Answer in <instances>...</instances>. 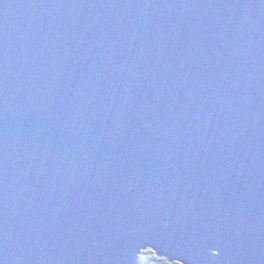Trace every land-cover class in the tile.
Listing matches in <instances>:
<instances>
[{
  "label": "water",
  "instance_id": "95a60500",
  "mask_svg": "<svg viewBox=\"0 0 264 264\" xmlns=\"http://www.w3.org/2000/svg\"><path fill=\"white\" fill-rule=\"evenodd\" d=\"M143 251L264 264V0H0V264Z\"/></svg>",
  "mask_w": 264,
  "mask_h": 264
},
{
  "label": "trees",
  "instance_id": "16d2710c",
  "mask_svg": "<svg viewBox=\"0 0 264 264\" xmlns=\"http://www.w3.org/2000/svg\"><path fill=\"white\" fill-rule=\"evenodd\" d=\"M142 257H152V258H145V260L149 261L150 264H160L161 261L167 260L156 256V254L153 253L152 251H148L147 253H145V255H142L141 258ZM170 264H179V263H170Z\"/></svg>",
  "mask_w": 264,
  "mask_h": 264
},
{
  "label": "snow or ice",
  "instance_id": "6c2138e0",
  "mask_svg": "<svg viewBox=\"0 0 264 264\" xmlns=\"http://www.w3.org/2000/svg\"><path fill=\"white\" fill-rule=\"evenodd\" d=\"M215 254H216L217 256H219V255L221 254L219 248L216 249ZM143 258H152V257H142V259H143ZM160 264H170V262L167 261V260H163V261L160 262Z\"/></svg>",
  "mask_w": 264,
  "mask_h": 264
},
{
  "label": "rangeland",
  "instance_id": "374dc122",
  "mask_svg": "<svg viewBox=\"0 0 264 264\" xmlns=\"http://www.w3.org/2000/svg\"><path fill=\"white\" fill-rule=\"evenodd\" d=\"M148 251H143L142 253H141V255L140 256H142V255H145V253H147ZM142 259V258H141ZM143 259H145V258H143Z\"/></svg>",
  "mask_w": 264,
  "mask_h": 264
}]
</instances>
